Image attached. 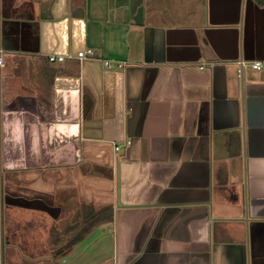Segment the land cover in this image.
<instances>
[{
	"label": "crops",
	"instance_id": "0c3cea01",
	"mask_svg": "<svg viewBox=\"0 0 264 264\" xmlns=\"http://www.w3.org/2000/svg\"><path fill=\"white\" fill-rule=\"evenodd\" d=\"M0 49V264H264V4L0 0Z\"/></svg>",
	"mask_w": 264,
	"mask_h": 264
},
{
	"label": "rangeland",
	"instance_id": "374dc122",
	"mask_svg": "<svg viewBox=\"0 0 264 264\" xmlns=\"http://www.w3.org/2000/svg\"><path fill=\"white\" fill-rule=\"evenodd\" d=\"M46 219L42 217L41 220V227L44 228L46 224ZM45 223V224H44ZM14 227V226H13ZM11 227V228H13ZM63 227V224H62ZM112 225L109 223L107 225L100 226L96 231H94L93 235L85 239V241L80 245L78 248L79 250L75 253L71 252L69 254L63 253L60 257V261L64 259L63 264H71L74 263L75 260H78V264H96L95 261L107 259V261L112 264V257H113V249H112ZM43 240V237H42ZM42 241V246L46 245ZM103 247V248H102ZM105 248V252L104 251ZM83 249V250H82ZM42 253H43V249ZM78 254V256H77ZM66 255V256H65ZM103 259V260H104ZM102 260V261H103ZM76 263V264H77Z\"/></svg>",
	"mask_w": 264,
	"mask_h": 264
},
{
	"label": "built area",
	"instance_id": "2783aa9c",
	"mask_svg": "<svg viewBox=\"0 0 264 264\" xmlns=\"http://www.w3.org/2000/svg\"><path fill=\"white\" fill-rule=\"evenodd\" d=\"M1 52V49H0ZM75 56L80 60L88 59V58H93L95 57V52L93 49L88 48L84 50H80L76 52L75 54H71L70 57ZM67 56L63 54H50L49 55V60L51 62H61L64 61ZM104 63L106 66L112 68V67H118V68H123L126 66L127 62L126 61H120V60H111V59H105ZM237 72L240 75H244L246 70L248 68H251L253 70L257 71H262L264 70V61L262 60H256V61H245V60H239L237 62ZM117 149L119 147H116Z\"/></svg>",
	"mask_w": 264,
	"mask_h": 264
},
{
	"label": "trees",
	"instance_id": "16d2710c",
	"mask_svg": "<svg viewBox=\"0 0 264 264\" xmlns=\"http://www.w3.org/2000/svg\"><path fill=\"white\" fill-rule=\"evenodd\" d=\"M259 3L264 4V0H258ZM111 220V212L108 214H94L90 215L89 218L83 221L79 226V231L72 238L68 239L66 242L56 241L57 244H61V247L57 250V254H61L65 249L70 248L79 241L83 240L89 233H91L100 224ZM60 239V238H58Z\"/></svg>",
	"mask_w": 264,
	"mask_h": 264
}]
</instances>
